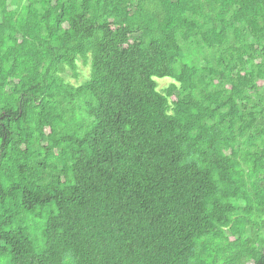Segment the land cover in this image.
I'll use <instances>...</instances> for the list:
<instances>
[{"label": "trees", "instance_id": "trees-1", "mask_svg": "<svg viewBox=\"0 0 264 264\" xmlns=\"http://www.w3.org/2000/svg\"><path fill=\"white\" fill-rule=\"evenodd\" d=\"M0 264H264V0H0Z\"/></svg>", "mask_w": 264, "mask_h": 264}, {"label": "rangeland", "instance_id": "rangeland-1", "mask_svg": "<svg viewBox=\"0 0 264 264\" xmlns=\"http://www.w3.org/2000/svg\"><path fill=\"white\" fill-rule=\"evenodd\" d=\"M180 45L185 52V55H186L185 60L187 63H194L197 61H201L200 59L203 57V54L199 48L187 45L185 43H180ZM77 73H78V78H70L69 79L70 82L73 84H79L80 82L83 81L84 77L88 76L89 67L83 66L81 63H78ZM155 81L158 84V89L161 90V89L166 88L170 84L171 79L170 78H161V79H155Z\"/></svg>", "mask_w": 264, "mask_h": 264}]
</instances>
